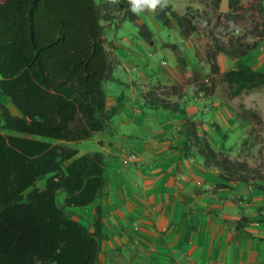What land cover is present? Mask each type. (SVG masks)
Returning a JSON list of instances; mask_svg holds the SVG:
<instances>
[{
	"label": "trees",
	"instance_id": "16d2710c",
	"mask_svg": "<svg viewBox=\"0 0 264 264\" xmlns=\"http://www.w3.org/2000/svg\"><path fill=\"white\" fill-rule=\"evenodd\" d=\"M217 11L220 0H203ZM220 24L226 39L212 33L213 60L223 53L235 66L221 72L228 93L264 86V70L241 59L264 37V0H227ZM151 11L164 27L171 18L184 36L197 30L192 7L177 13L170 0H0V94L9 98L16 114L0 102V264H100L103 231L101 207L86 224L73 209L100 197L106 178L103 154L78 149L65 142L89 139L104 131L116 108L106 103L102 82L112 74L113 60L105 46L101 21L134 22L137 11ZM255 25L246 35L236 34L241 23ZM138 34L153 44L152 32L138 24ZM178 63L185 60L170 45ZM218 72L220 67L212 63ZM206 94L212 90L196 82ZM172 89L177 85H162ZM152 107L185 114L177 101L151 90ZM245 119L261 122L259 113L246 109ZM216 130V123H211ZM181 156L195 151L206 166L220 170L222 182L253 184L264 191V174L246 161L216 150L193 120L185 118ZM43 180V186L37 182ZM261 180L262 183H252ZM62 199L58 201V195Z\"/></svg>",
	"mask_w": 264,
	"mask_h": 264
},
{
	"label": "crops",
	"instance_id": "0c3cea01",
	"mask_svg": "<svg viewBox=\"0 0 264 264\" xmlns=\"http://www.w3.org/2000/svg\"><path fill=\"white\" fill-rule=\"evenodd\" d=\"M220 6L227 8V0H220ZM144 13L153 14L138 10L132 23H144ZM124 22L101 21L113 60L111 77L104 80L114 82L109 99L105 93L106 103L116 111L104 131L65 142L78 149L76 156L99 151L104 161L106 183L101 196L76 208L74 218L90 225L94 208L101 207L107 235L101 248L111 255L102 264H264V191L242 182L217 187L223 181L218 168L206 166L195 151L188 156L179 151L185 118L193 120L207 138L213 122L229 131L235 121L234 97L241 99L244 91L259 87L224 100L215 93L196 92L194 82H189L200 67L192 34H181L184 42L177 45L184 65L178 63L171 44L161 42V47L174 53L167 66L164 61L153 63L142 52L143 47L151 51L155 45L141 37L139 44L127 37H123L127 47L120 43L117 33ZM170 25L180 31L176 22L171 20ZM257 42L251 50L256 60L251 67L263 71L264 37ZM172 84L182 87L184 99L159 95L177 101L185 114L148 103L146 96L155 86ZM3 97L1 103L16 114L9 98ZM242 102L249 108L247 101ZM220 114H226L225 121Z\"/></svg>",
	"mask_w": 264,
	"mask_h": 264
},
{
	"label": "rangeland",
	"instance_id": "374dc122",
	"mask_svg": "<svg viewBox=\"0 0 264 264\" xmlns=\"http://www.w3.org/2000/svg\"><path fill=\"white\" fill-rule=\"evenodd\" d=\"M95 2L98 3L99 0H95ZM170 2L177 13H183L187 5L192 7V14L198 13L197 17H192V20L197 25V30L192 33V39L196 56L200 60V67L195 71L196 74H193L192 77L189 78V82H194L195 88L196 82L206 83L208 87L212 88L208 94L215 93L216 98L219 100H224L226 97L232 99L233 96L228 93L229 85L222 80L221 72L234 67L236 63L235 60L227 57L223 53L216 54L214 60L208 55L213 47V40L211 38L212 33L224 40L226 39L223 30H221L220 24L224 22L221 14L226 12L228 8H221L219 5L218 10L213 11L212 7L206 4L203 0H170ZM141 20L151 30L153 44L155 45L151 48V51H148V47L146 49V47L144 48L142 46V52L147 53L153 63L157 64L160 61H164V65H171L174 60V53H172V51L170 52V49L166 50L165 47H161V42L164 41L167 44L182 46L184 40L180 31L174 25H170L169 27L162 26L153 14L149 15L144 13ZM171 20L175 22L173 18H171ZM240 25L241 26L236 34L246 35L245 41H250L252 37L248 33L251 31L255 23L250 19ZM104 34H107V32L104 31ZM117 37L124 47H127V45L123 41V37L136 41L138 44L141 40L138 34V27L129 21H125L122 26L119 27ZM253 58L252 51H250L247 56L241 59V61H247L250 64H254L256 63V60ZM214 62L220 67L218 72H214L211 68L212 63ZM118 70L122 71L124 70V67L122 69L118 68ZM124 75L126 76L125 72ZM175 85H177V88L175 89L157 85L155 86V91L165 97H170L174 94L176 97L184 99L182 87L178 84ZM113 86L114 82L104 81L102 83V88L106 95H108V99L109 94H112L111 91L113 90ZM196 92H198L197 88ZM204 95H206V93H204ZM234 98L236 100L231 108L232 116L235 121L230 124V130H224L218 124V130H216L210 125V136L208 137V140L216 150L221 149L223 153L231 159L246 161L251 167L258 169L264 174V86L244 91L241 99L238 97ZM259 98H261V102L258 101ZM1 100H6V98L0 96V102ZM242 100L247 101L249 108L245 107ZM258 104H260L261 109H257ZM246 109L257 111L262 119L261 122H256L254 119L243 118L242 113ZM225 116L226 114H220L222 121H225L223 119ZM251 181L252 183H262L261 180ZM37 185L42 187L43 180L38 181ZM62 196V193L58 195L59 202L61 201ZM73 213L78 214V210L73 209ZM106 256L110 257L111 255L110 253L102 251L100 254V264H102V261H104V257Z\"/></svg>",
	"mask_w": 264,
	"mask_h": 264
}]
</instances>
